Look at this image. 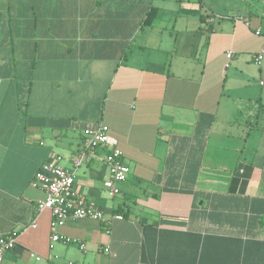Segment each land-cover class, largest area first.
<instances>
[{
  "label": "crops",
  "instance_id": "obj_1",
  "mask_svg": "<svg viewBox=\"0 0 264 264\" xmlns=\"http://www.w3.org/2000/svg\"><path fill=\"white\" fill-rule=\"evenodd\" d=\"M100 124L108 145L74 187L106 222L68 218L69 241L49 247L32 178L52 157L69 167ZM111 147L130 168L112 198ZM12 230L4 264H264V7L0 0V233Z\"/></svg>",
  "mask_w": 264,
  "mask_h": 264
},
{
  "label": "built area",
  "instance_id": "obj_2",
  "mask_svg": "<svg viewBox=\"0 0 264 264\" xmlns=\"http://www.w3.org/2000/svg\"><path fill=\"white\" fill-rule=\"evenodd\" d=\"M214 19L207 15V22ZM262 53L253 57L255 64H259ZM109 140V129L100 124L95 129L84 132L80 147L70 159L69 167H61L57 164L56 158L45 161L35 172L30 186L41 191L44 199L38 203L37 210H48L50 212V244L49 247L59 241L68 242L59 234V229L64 226L68 218L92 219L99 222H106L104 213L89 203L86 198L77 192L74 187L76 172L79 168L87 165L94 157L99 148H106ZM101 161L106 166L108 178L103 182V188L108 197L112 198L120 194L118 185L125 182L129 176L130 168L124 162L121 152L111 147L106 149ZM121 219V216H114ZM31 227H35L32 224ZM17 231L0 233V264H4V255L13 250L16 246ZM83 248V245H79ZM108 253V249H104ZM30 257L35 261L40 258L34 254Z\"/></svg>",
  "mask_w": 264,
  "mask_h": 264
},
{
  "label": "rangeland",
  "instance_id": "obj_3",
  "mask_svg": "<svg viewBox=\"0 0 264 264\" xmlns=\"http://www.w3.org/2000/svg\"><path fill=\"white\" fill-rule=\"evenodd\" d=\"M222 1V0H221ZM257 4L260 6V8L264 7V3H262L260 0H256ZM256 66V65H255ZM263 81V80H262Z\"/></svg>",
  "mask_w": 264,
  "mask_h": 264
},
{
  "label": "trees",
  "instance_id": "obj_4",
  "mask_svg": "<svg viewBox=\"0 0 264 264\" xmlns=\"http://www.w3.org/2000/svg\"><path fill=\"white\" fill-rule=\"evenodd\" d=\"M203 21L205 22V20H204V19H203ZM115 213H117V215H118V213H119V212H115ZM115 216H116V215H115ZM120 216H121V215H120ZM121 217H122V216H121Z\"/></svg>",
  "mask_w": 264,
  "mask_h": 264
},
{
  "label": "water",
  "instance_id": "obj_5",
  "mask_svg": "<svg viewBox=\"0 0 264 264\" xmlns=\"http://www.w3.org/2000/svg\"><path fill=\"white\" fill-rule=\"evenodd\" d=\"M262 3H264V0H260Z\"/></svg>",
  "mask_w": 264,
  "mask_h": 264
}]
</instances>
